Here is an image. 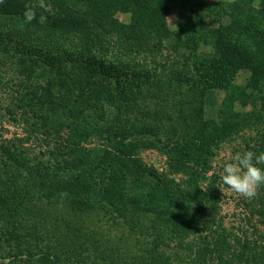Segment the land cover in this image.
<instances>
[{
    "label": "trees",
    "instance_id": "16d2710c",
    "mask_svg": "<svg viewBox=\"0 0 264 264\" xmlns=\"http://www.w3.org/2000/svg\"><path fill=\"white\" fill-rule=\"evenodd\" d=\"M176 1L0 0V72H11L6 84L19 90L18 109L37 126L48 156L61 157L56 165L31 164L14 147L0 158V264H264L258 253L230 255L226 235L186 242L212 223L189 216L190 195L135 157L143 137L158 138L162 121H172L145 104L146 91L180 92L183 105L192 106L189 137L167 148L182 171L205 168L204 151L224 135L210 134L202 95L231 90L242 71L251 74L250 89H264V0L203 4L174 31L167 17ZM28 10L35 13L30 22ZM119 13L131 14V22H120ZM42 52V62L34 61ZM137 114L155 123L138 122ZM68 122L74 128L62 138ZM93 136L99 149L82 147ZM13 169L33 179L20 182ZM129 203L164 218L179 241L175 253H164L170 246L162 236L138 254L124 239L100 240L99 226L73 221L103 213L116 226L112 209Z\"/></svg>",
    "mask_w": 264,
    "mask_h": 264
},
{
    "label": "rangeland",
    "instance_id": "374dc122",
    "mask_svg": "<svg viewBox=\"0 0 264 264\" xmlns=\"http://www.w3.org/2000/svg\"><path fill=\"white\" fill-rule=\"evenodd\" d=\"M233 1L235 0H177L170 4L167 21L170 28L175 31L180 22L191 14V11H200L201 5ZM117 17L122 23L129 24L131 22V14L119 13ZM64 47L68 48L66 45ZM44 54L46 52L39 53L33 60H38L37 62L41 63L43 60L41 56ZM250 77V72L242 71L235 78L231 90H210L200 98L203 102L204 117L212 123L211 129H209L210 134L214 130L224 133L223 137L217 138L211 143L209 151L208 149L204 151L207 154L203 157L205 168L195 167L200 174L195 173L194 167L182 171L176 170L173 160L167 152L169 146H174L175 142H183L184 137H189L186 130L189 122L188 116L193 109H191L192 106L183 105L184 98L181 100L180 92L168 94L165 92L159 97L157 94L148 96V91H146L142 95L141 99L152 111H163L172 118V121H169L168 117L162 121L164 129L159 133L158 138L151 137L148 141L146 137H143L146 143H141L142 145L137 147L135 157L139 158L143 165L165 178L167 184L169 183L180 194L184 192L186 196L190 195L188 197L192 206L189 216L192 217L193 214L195 220L202 216L203 219H209L212 223L210 227L212 230L192 232L186 236V242H199L201 237L207 236L211 238V232H215L211 235H226L231 242L228 252L230 255L232 252H241L247 255L258 253L260 256H264V185L257 188L254 197L246 198L232 191L221 180L222 165L224 162H229L234 153L264 152V89L262 91L250 89ZM11 78L10 71L8 73L0 72V158L2 161L3 157L8 158L13 152L10 149L17 147L22 149L23 157L28 158L32 162L31 164L49 162V165L50 163L56 165L61 161V157L48 156L46 146L42 143L43 140L34 133L36 132L34 127L37 126L32 127L35 125L33 120L28 121L25 112L18 109L19 90L15 85H12V88L6 84L11 81L9 80ZM14 78L16 77L14 76ZM47 78L49 77L46 74L41 78V82ZM103 81L106 82L105 79ZM15 82L13 80L12 84ZM199 105L200 103L197 104V106ZM137 117L140 119L138 122L148 123L151 121L140 114H137ZM68 123L63 130L62 138L66 137L74 128L70 122ZM151 123H155V120ZM230 126H232V130L228 132L227 129ZM158 139L162 142L160 143ZM99 140L100 138L93 136L84 145L82 144V147L89 148L91 151L98 150ZM63 154L65 156V153ZM191 166L193 165L191 164ZM261 166L264 167V165ZM12 171L15 172V176L20 182L33 179L30 174L26 173L27 170L22 173H18L14 169ZM9 172L7 169V173ZM2 174L0 171V175ZM1 179L5 182L4 177ZM133 189V193L136 195L137 191L135 188ZM31 192L33 193L32 197H38L37 188L32 189ZM134 208L129 203L112 209L111 214L118 221L116 226L108 225L110 215L104 216L103 213L97 217H86V214H83L82 217L74 218L73 221L77 222L75 225L81 224L82 227L88 224L91 227L99 226L100 229L97 230L100 240H102L101 238L108 241L124 239L125 247H136L138 254H143L141 245H152L155 237L162 236L166 245L170 246L164 253H175L179 241L173 237L171 228L164 218L151 211H137ZM51 211L54 213L55 209H51ZM86 218L90 219L86 220Z\"/></svg>",
    "mask_w": 264,
    "mask_h": 264
},
{
    "label": "clouds",
    "instance_id": "9594fccd",
    "mask_svg": "<svg viewBox=\"0 0 264 264\" xmlns=\"http://www.w3.org/2000/svg\"><path fill=\"white\" fill-rule=\"evenodd\" d=\"M24 17L30 22L35 13L28 10ZM261 165H264V152H236L229 162L223 163L221 180L235 193L252 198L257 188L264 185V167Z\"/></svg>",
    "mask_w": 264,
    "mask_h": 264
}]
</instances>
